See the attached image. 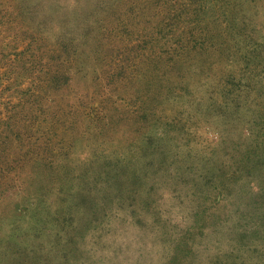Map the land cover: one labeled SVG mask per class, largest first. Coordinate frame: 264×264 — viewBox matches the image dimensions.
<instances>
[{"label": "rangeland", "instance_id": "obj_1", "mask_svg": "<svg viewBox=\"0 0 264 264\" xmlns=\"http://www.w3.org/2000/svg\"><path fill=\"white\" fill-rule=\"evenodd\" d=\"M0 264H264V0H0Z\"/></svg>", "mask_w": 264, "mask_h": 264}, {"label": "trees", "instance_id": "obj_2", "mask_svg": "<svg viewBox=\"0 0 264 264\" xmlns=\"http://www.w3.org/2000/svg\"><path fill=\"white\" fill-rule=\"evenodd\" d=\"M10 135L11 137L15 136L17 138H19L18 136H20L16 127V123L13 122V117H9L4 130H2L0 133V137L6 139L7 141H11Z\"/></svg>", "mask_w": 264, "mask_h": 264}]
</instances>
